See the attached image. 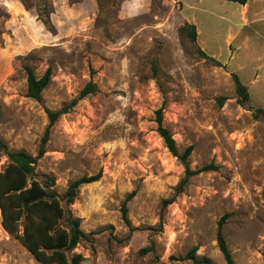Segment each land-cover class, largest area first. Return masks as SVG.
<instances>
[{
    "label": "rangeland",
    "instance_id": "obj_1",
    "mask_svg": "<svg viewBox=\"0 0 264 264\" xmlns=\"http://www.w3.org/2000/svg\"><path fill=\"white\" fill-rule=\"evenodd\" d=\"M191 24L196 40L182 30ZM27 65L38 77L52 70L42 101L27 95ZM90 81L97 92L55 123L36 172L62 198L102 172L69 207L61 200L59 225L70 208L93 239L37 249L29 233L23 243L5 230L0 209V264H194L195 246L205 264H227L217 239L226 214L235 264H264V0H0V139L11 150L38 156L48 110ZM161 107L180 152L194 145L191 167L216 166L183 191L185 167L157 130Z\"/></svg>",
    "mask_w": 264,
    "mask_h": 264
},
{
    "label": "trees",
    "instance_id": "obj_2",
    "mask_svg": "<svg viewBox=\"0 0 264 264\" xmlns=\"http://www.w3.org/2000/svg\"><path fill=\"white\" fill-rule=\"evenodd\" d=\"M246 5L249 0H230ZM194 40L197 38L196 25L191 24L182 27ZM205 56L207 54L202 52ZM28 74V91L27 95L38 101L43 99V91L50 83L52 70L48 68L43 76L38 77L33 67L27 65ZM236 83V91L239 95V101L246 104L250 100V91L248 86L241 80L237 73H233ZM98 86L94 81H90L81 91L78 97L72 99L68 104L63 105L58 110H48L49 124L42 137L38 151V156H33L25 150H11L9 145L3 139H0V153L8 158L3 171H0V209L2 214V224L5 230L19 239L23 243L25 237L22 231L31 235V243L35 248L41 245L55 250H72L82 240L92 241L91 234L86 233L81 228V219L72 214L70 208L67 210L65 218L68 223L67 228L59 225L61 218L65 216V211L61 205V200H65L68 207L73 204L77 198L79 188L88 183L98 181L102 177V172L93 175L82 176L69 184L63 198L54 188L55 179L51 176H45L44 182L37 177L36 162L46 152L47 143L50 140L51 130L59 118L70 112L79 101L86 96L97 92ZM226 98L221 97V103ZM260 113L264 115V109L255 110V116L259 117ZM158 132L164 140L165 145L177 156L185 167V178L178 187L183 191L187 182L192 176L216 169L214 164H207L198 169H193L189 162L194 145L188 146L183 152H180L177 142L171 131L164 125V107L157 110ZM1 162V160H0ZM135 192L128 195L122 206L123 218L128 225L131 221L128 215V201L134 196ZM173 200H166L170 203ZM228 214L224 215L218 223L217 239L220 250L222 251L227 264H235L232 251L229 248L227 239L224 235V225L227 221ZM162 224V222H161ZM146 249H143L145 251ZM198 248L193 247L186 255L194 264L207 263L204 259L197 256ZM64 264H67L64 262Z\"/></svg>",
    "mask_w": 264,
    "mask_h": 264
}]
</instances>
